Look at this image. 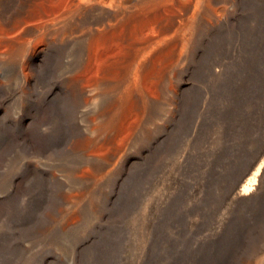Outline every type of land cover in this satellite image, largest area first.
<instances>
[{
  "label": "rangeland",
  "instance_id": "374dc122",
  "mask_svg": "<svg viewBox=\"0 0 264 264\" xmlns=\"http://www.w3.org/2000/svg\"><path fill=\"white\" fill-rule=\"evenodd\" d=\"M0 7L3 21L21 4ZM191 10L164 102L98 170L77 151L78 52L55 42L0 54V264H264V0ZM105 15L88 12L82 26ZM252 174L253 189L236 195Z\"/></svg>",
  "mask_w": 264,
  "mask_h": 264
},
{
  "label": "bare ground",
  "instance_id": "6f19581e",
  "mask_svg": "<svg viewBox=\"0 0 264 264\" xmlns=\"http://www.w3.org/2000/svg\"><path fill=\"white\" fill-rule=\"evenodd\" d=\"M133 1L20 0L21 8L5 17L3 21L0 20L1 55L15 59L26 53L34 54L38 47L45 48L47 44H57L55 42L61 44L60 53L78 52V66L71 74L70 84L80 94L86 95H82L80 108L74 116L77 119L78 135L82 139L76 147L77 151L82 150L87 159L86 163L95 170L111 165L116 160L129 137L137 130L139 121L149 105L153 107L155 103L164 102V95L161 94L164 81L180 61L181 28L186 19L185 13H188L196 2L156 0L150 3L152 0H149L142 4H131ZM91 11H104L106 15L94 26H82L86 13ZM75 57L77 58V55ZM68 61L67 58L62 59L57 63V67L61 64V67L67 68ZM16 77L19 78L18 74ZM48 94L50 95L49 92ZM40 111L43 110L40 108ZM56 114L58 116L59 113ZM43 123L41 120L37 126L44 125ZM54 128L58 130L60 127L56 125ZM255 183L256 174L246 176L235 194H248Z\"/></svg>",
  "mask_w": 264,
  "mask_h": 264
}]
</instances>
